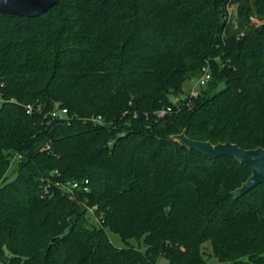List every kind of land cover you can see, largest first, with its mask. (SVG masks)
Returning <instances> with one entry per match:
<instances>
[{
  "label": "trees",
  "instance_id": "trees-1",
  "mask_svg": "<svg viewBox=\"0 0 264 264\" xmlns=\"http://www.w3.org/2000/svg\"><path fill=\"white\" fill-rule=\"evenodd\" d=\"M205 64L211 78L183 98ZM0 98V264H206L205 240L220 262L264 264V182L235 196L248 166L174 138L264 148V0L0 12ZM57 107L67 120L52 117ZM84 179L75 197L55 185ZM91 206L99 226L87 223ZM106 228L145 249L117 248Z\"/></svg>",
  "mask_w": 264,
  "mask_h": 264
},
{
  "label": "water",
  "instance_id": "water-1",
  "mask_svg": "<svg viewBox=\"0 0 264 264\" xmlns=\"http://www.w3.org/2000/svg\"><path fill=\"white\" fill-rule=\"evenodd\" d=\"M57 3L58 0H0V12L34 17V15L48 11ZM174 138L182 145L196 148L210 157L227 155L248 166L251 175L234 190L235 196L247 192L260 182H264V148L262 147L244 149L229 141L213 144L207 140L191 139L184 133L177 134Z\"/></svg>",
  "mask_w": 264,
  "mask_h": 264
},
{
  "label": "built area",
  "instance_id": "built-area-1",
  "mask_svg": "<svg viewBox=\"0 0 264 264\" xmlns=\"http://www.w3.org/2000/svg\"><path fill=\"white\" fill-rule=\"evenodd\" d=\"M234 4H229L227 3L225 6V11H224V20L226 25H234L236 26V9ZM249 21L250 23L254 26V28H259L261 25V22L257 19V17L255 15H249ZM240 35H242V33H240ZM211 78V72H210V68H209V64H205L201 67L199 74L196 77H193L191 80L194 82L193 85L191 87H189V89L185 92V95L183 96V98L188 97H196L199 93V89L204 86L208 80ZM174 101H179V98L176 97L174 98ZM31 111V106L30 105H26V112L29 113ZM171 111V105L163 107L158 109L157 111V116L158 117H164L165 115L169 114V112ZM66 109L65 108H60L57 107L56 109H53L52 113V117H57V118H61V119H68V115L66 113ZM91 122H93L94 124L97 125H103L105 124V120L104 117H102L101 115H94L89 119ZM49 146H46V148H48ZM20 156L14 154L13 156L10 157L9 159V164L12 166L15 161L17 159H19ZM54 173L58 174L57 169L54 170ZM89 181L88 179H84V180H71V181H56L55 185H57L58 187H60L64 193L69 196V197H75L76 193H87L89 191V185H88ZM49 187V185H45L44 186V191H47V188ZM95 206H91L88 207L87 210H92L95 209ZM98 221V220H97Z\"/></svg>",
  "mask_w": 264,
  "mask_h": 264
},
{
  "label": "rangeland",
  "instance_id": "rangeland-1",
  "mask_svg": "<svg viewBox=\"0 0 264 264\" xmlns=\"http://www.w3.org/2000/svg\"><path fill=\"white\" fill-rule=\"evenodd\" d=\"M235 10V9H234ZM256 16V15H255ZM193 81L190 79L185 80V82L183 83V91H187L189 89V87H191L193 85ZM1 98H0V104H1ZM11 177V176H9ZM94 209L93 211L91 210H87V223H92L95 226H99V223L97 221V218L94 216ZM106 233H107V237L109 239V241L116 246L117 248H123L129 245H133L135 247L140 248L141 250L145 249V243L143 242V240H135V239H128L127 241H124L123 239L120 238L119 234L113 232L111 229L106 228ZM201 251L203 253V257L206 259V264H225V262H220L218 260V258H216L213 255L212 252V244L210 242V240H205V242L202 244L201 246ZM157 263L156 264H168V261L162 257H159L157 259Z\"/></svg>",
  "mask_w": 264,
  "mask_h": 264
}]
</instances>
